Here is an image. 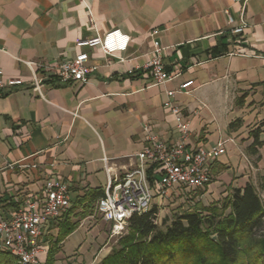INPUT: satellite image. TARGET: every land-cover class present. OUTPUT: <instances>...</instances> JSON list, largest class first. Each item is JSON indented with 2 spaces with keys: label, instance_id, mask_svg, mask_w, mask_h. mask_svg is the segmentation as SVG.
<instances>
[{
  "label": "crops",
  "instance_id": "crops-1",
  "mask_svg": "<svg viewBox=\"0 0 264 264\" xmlns=\"http://www.w3.org/2000/svg\"><path fill=\"white\" fill-rule=\"evenodd\" d=\"M230 16L235 25L246 19L242 36L232 35ZM154 28L166 67L175 73L164 85L144 69ZM113 29L130 35L126 51L106 55L76 46L78 39ZM80 52L98 66L89 82L57 81L53 69L59 61ZM26 62L48 67L39 73L43 97L29 83ZM0 68L5 78L25 80L0 91V215L8 217L27 199L40 197L50 176L68 182L72 202L104 190L110 178L136 166L146 123L167 144L178 141L181 131L164 106L168 90L176 91L172 101L189 120L191 148L228 141L209 188H243L264 175V144L256 153L250 150L257 129L264 141V0H0ZM189 80L192 87L181 90ZM238 119L241 125L230 129ZM97 201L62 251L69 243L67 253L78 255L102 236ZM54 222L46 226V243L57 234Z\"/></svg>",
  "mask_w": 264,
  "mask_h": 264
},
{
  "label": "built area",
  "instance_id": "built-area-1",
  "mask_svg": "<svg viewBox=\"0 0 264 264\" xmlns=\"http://www.w3.org/2000/svg\"><path fill=\"white\" fill-rule=\"evenodd\" d=\"M241 0H233L238 3ZM232 35H243L247 21L241 17L235 25L230 16L228 21ZM152 51L144 69L148 71L156 85H164L175 77L164 62L165 48L158 39L160 31L152 29ZM130 35L120 29H113L103 36L78 39L77 47L100 48L106 55H114L128 49ZM89 53L80 52L74 59L60 60L53 69V77L64 84L89 82L90 75L98 69L88 63ZM31 70L30 85L40 97L45 79L40 72L45 73L48 67L33 62L25 63ZM35 66L39 69L36 70ZM130 73H134L133 70ZM23 78H5L0 68V91L21 86ZM193 85L189 80L180 85L181 90H188ZM164 106L174 115L176 125L181 131L178 141L167 144L149 124H144L146 145L137 154L136 166L127 170L119 179H109L104 194L97 201V212L112 225L111 235H121L134 214H141L154 205L168 199L174 193H191L204 189L214 179L212 167L223 155L227 154L226 140H219L210 148L189 146L191 128L189 120L181 107L172 101L175 90L166 92ZM22 167L28 166L25 164ZM28 167L36 168V164ZM71 196L67 181L50 176L47 178L40 197L27 199L10 216L0 215V251H8L18 258L20 264H43L40 255L47 251L49 242L43 241L46 226L54 222L71 206Z\"/></svg>",
  "mask_w": 264,
  "mask_h": 264
},
{
  "label": "trees",
  "instance_id": "trees-1",
  "mask_svg": "<svg viewBox=\"0 0 264 264\" xmlns=\"http://www.w3.org/2000/svg\"><path fill=\"white\" fill-rule=\"evenodd\" d=\"M241 122L233 121L230 129ZM260 132L253 133L250 150L254 153L264 144ZM103 194L104 190H95L72 202L55 220L58 231L49 236L47 251L40 255L43 264H59L64 240L96 211L95 202ZM80 206L82 210L76 212ZM158 214L159 206L154 205L132 215L117 246L97 264H264V175L257 184L230 186L220 199L207 205L199 201L172 218L159 222ZM0 264L20 263L10 252L0 251Z\"/></svg>",
  "mask_w": 264,
  "mask_h": 264
},
{
  "label": "rangeland",
  "instance_id": "rangeland-1",
  "mask_svg": "<svg viewBox=\"0 0 264 264\" xmlns=\"http://www.w3.org/2000/svg\"><path fill=\"white\" fill-rule=\"evenodd\" d=\"M259 178L260 176L256 175L252 180L253 183L257 184ZM210 185H208L207 188L205 187L204 189L192 191L191 193L178 192L172 194L166 201L158 204V221L160 222L164 217L172 218L177 213L192 208L199 201L207 205L226 195L227 189H224L225 183L220 184L216 189L209 188ZM96 220L98 221L97 224L100 225V234L102 236L98 235L91 248L84 250L78 255H69L67 253L70 251L69 249H71V244L67 243L64 247L66 252L61 251L57 255L59 264H95L96 257H101L105 253L110 252L112 248L117 246L119 237L127 231L126 228L121 235L111 236L110 226L103 222L99 214L96 215Z\"/></svg>",
  "mask_w": 264,
  "mask_h": 264
}]
</instances>
